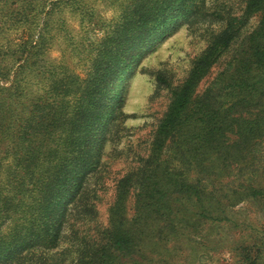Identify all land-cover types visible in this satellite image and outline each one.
<instances>
[{
  "label": "trees",
  "instance_id": "trees-1",
  "mask_svg": "<svg viewBox=\"0 0 264 264\" xmlns=\"http://www.w3.org/2000/svg\"><path fill=\"white\" fill-rule=\"evenodd\" d=\"M62 1L75 0H0V22L30 30L28 38L0 55V83H9L0 84V264L35 247H57L70 207H80L84 217L95 213L83 191L112 124L123 117L122 83L150 46L194 23L205 9V0H121V14L88 50L92 58L83 78L66 65L42 63L46 25L40 39L34 37L43 22L41 7L50 3L53 9ZM261 12L259 26L199 91L248 20ZM4 55L12 56L11 68ZM32 73L41 78L40 93L26 102L22 87ZM263 141L264 0H248L243 15L230 18L194 62L186 81L172 87L133 207H128L132 178L126 176L119 182L109 227L100 240L81 246L75 264H159L150 245L173 239L174 233L183 239L187 232L179 230L190 226L196 235L225 218L206 199L224 212L225 206L261 191ZM244 259L251 260L250 248Z\"/></svg>",
  "mask_w": 264,
  "mask_h": 264
},
{
  "label": "rangeland",
  "instance_id": "rangeland-1",
  "mask_svg": "<svg viewBox=\"0 0 264 264\" xmlns=\"http://www.w3.org/2000/svg\"><path fill=\"white\" fill-rule=\"evenodd\" d=\"M120 1H62L53 9L50 3L43 5L38 13L39 20L43 19V22L38 30H33L34 37L39 40L41 29L46 25V54L42 56V63L49 66L66 65L76 74L86 77L92 58V52L88 50L93 48L96 38L103 35V27L121 14ZM247 1L205 0L204 12L194 23L179 26L149 47L134 72L122 83L123 117L112 124L100 163L85 183L83 195L94 205L95 213L91 217H84L79 212L80 207H70L57 247H35L9 264H75L81 246L87 241L100 240L109 227L110 210L117 200L118 185L126 176L132 178L128 207H133L141 169L150 153L157 127L169 108L172 87L186 81L194 62L226 27L228 20L243 15ZM261 17L263 12L256 13L248 20L213 66L209 77L201 82L199 91L207 87L209 81L223 69L245 35L259 26ZM27 27L0 22V55L11 49L9 46L14 47L28 38L30 30ZM5 55V64L11 68L13 58ZM40 81L41 78L33 73L26 76L22 87L28 94L24 98L26 102L40 93ZM0 84L9 85L7 81ZM259 149V162L263 164L264 141ZM258 179L260 192L225 206L224 212L217 209L216 202L211 198L205 200L211 208H216V215L225 217L223 220L207 224L196 235L191 232L190 226L179 230L180 234L187 232L183 239L181 236L177 238V233H174L173 239L167 238L158 245H150V252L159 264H264V244L261 243L264 239V176ZM7 225L5 223L1 231H7ZM248 247L251 260L244 259ZM257 255L261 256L257 258ZM136 264L149 263L139 261Z\"/></svg>",
  "mask_w": 264,
  "mask_h": 264
}]
</instances>
